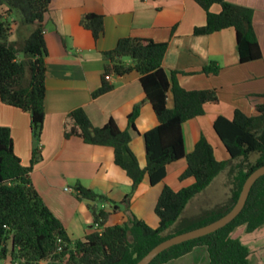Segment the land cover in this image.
<instances>
[{"label":"trees","instance_id":"1","mask_svg":"<svg viewBox=\"0 0 264 264\" xmlns=\"http://www.w3.org/2000/svg\"><path fill=\"white\" fill-rule=\"evenodd\" d=\"M52 0H0V100L3 104L29 113L35 141L31 165L26 167L16 154L8 127L0 126V261L11 264H137L152 249L176 235L208 225L226 215L237 203L246 179L264 166V101L256 106L257 115L249 117L237 110L233 119L219 116L214 130L223 143L228 160L217 159L213 145L201 136L194 150H185L183 126L204 117L206 107L219 103L215 90L187 91L169 75L163 62L168 43L148 39L124 38L114 50L103 52L105 61L103 84L94 99L114 89L106 76L124 77L133 72L140 75L146 100L156 112L159 125L143 135L146 166L143 168L131 149L132 132L141 105L136 104L128 116V129L122 130L114 120L95 127L86 111L70 112L64 124V137L77 138L85 144L109 147L114 151L115 164L132 180L131 192L121 203L109 201L117 211L130 200L146 176L152 186L164 181L171 164L185 160L186 172L180 181L192 184L175 191L165 187L156 205L159 226L152 228L135 217L124 224L107 226L111 215L103 204L108 197L78 184L77 197L88 202L94 222L83 240L72 241L64 224L52 213L35 189L31 173L42 159L41 136L46 117V72L48 49L43 22ZM207 14V23L197 27L195 35H210L234 29L240 62L262 59L263 52L254 27V11L227 0H194ZM218 6L219 11H214ZM17 11L19 20H12ZM30 28V34L12 40V27ZM80 26L90 31L94 39L104 33V18L86 14ZM217 74L216 65L204 69ZM173 94L174 107L167 106L168 94ZM264 99V95H262ZM256 158V159H254ZM253 159L255 161H253ZM228 176L231 199L224 205L199 217L184 218L189 204L201 195L220 175ZM246 227L248 234L264 226V176L253 186L241 214L229 225L210 235L172 247L151 264H168L205 248L209 264H251L250 249L233 233Z\"/></svg>","mask_w":264,"mask_h":264},{"label":"crops","instance_id":"2","mask_svg":"<svg viewBox=\"0 0 264 264\" xmlns=\"http://www.w3.org/2000/svg\"><path fill=\"white\" fill-rule=\"evenodd\" d=\"M227 1L254 11V27L263 52L262 59L245 64L240 62L234 29L195 35L197 27L206 25L207 14L194 0L51 1L43 22L48 57L46 117L40 143L42 159L34 166L31 180L52 213L64 224L72 241L83 240L94 222L88 202L77 197L78 184L108 197V202L103 204L111 213L107 226L124 224L135 217L152 228L159 226L155 209L164 188L168 186L178 191L192 184L191 179L184 183L179 180L187 170V164L181 160L168 166L166 178L155 186L146 176L129 206L123 205L115 211L109 201L121 203L131 192L132 180L115 164L113 149L64 137L66 117L77 108L86 111L95 127L114 120L120 129L126 130L128 116L134 106L140 104V114L135 121L137 132L131 131V149L140 165L146 166L143 135L157 127L159 120L152 104L146 100L140 75L133 72L124 77L110 76L108 83L114 89L99 98L92 97L103 84L105 61L102 53L114 50L121 39L130 37L168 43L163 62L165 71L169 75L177 72L178 83L187 91L217 92V105L207 106L204 117L184 124L185 150L190 154L201 136H205L213 145L217 159L228 160L229 155L213 124L219 116L233 119L237 110L254 117L257 115L256 106L264 101V0ZM219 10L218 6L214 7V11ZM86 14L104 18V33L97 40L80 26ZM24 31L26 34L30 32L22 27L20 32ZM211 65L219 68L217 74L204 72ZM167 106L169 109L174 107L171 92ZM0 126L10 128L16 154L24 166H30L35 148L30 114L0 100ZM217 147L221 149L220 156ZM221 176L224 174L206 190L213 187ZM227 183L223 182L228 190L223 191L221 198H215L218 199L216 205L195 217L231 199L232 187ZM185 214L186 211L184 218ZM246 245L250 249L251 262L252 250ZM6 262L11 264L9 260Z\"/></svg>","mask_w":264,"mask_h":264},{"label":"rangeland","instance_id":"3","mask_svg":"<svg viewBox=\"0 0 264 264\" xmlns=\"http://www.w3.org/2000/svg\"><path fill=\"white\" fill-rule=\"evenodd\" d=\"M0 12L3 13L4 8L0 9ZM11 16H12L11 17L12 20H17V19L19 20L20 14L17 11H13L11 13ZM18 28H19L18 23H14L12 27V34H13L12 38H16L17 40H20L22 38L27 37L30 34V32L29 34H26V32L24 31L25 33H21V36H19ZM28 29L31 31V27ZM221 149L224 150L222 144H221ZM221 149L217 147L218 156H220ZM254 159L253 161H255ZM185 181H183V183ZM223 182H228L227 183L228 185L230 184L228 180L227 172L226 175H224V177L221 176L218 179V181L213 185V187L209 188L202 195L198 196L193 200V202L186 209L185 218H190V217L193 218L195 217V215L200 214L201 212L205 210H209L212 207H214L216 205V202L218 201V199L216 201L215 198H221L220 195H222L223 191L228 190L227 186L225 187L223 185ZM211 199H214L215 201ZM245 228L246 227L243 226L236 229L233 233V237L235 238L237 237L243 243L248 244L250 246L252 250L251 264H260L261 261L264 262V226L258 229L257 232H254L252 234H248ZM7 263L8 262L6 261L5 262L0 261V264H7ZM168 264H209V258L205 248H197L191 254L179 258L177 260H173Z\"/></svg>","mask_w":264,"mask_h":264},{"label":"water","instance_id":"4","mask_svg":"<svg viewBox=\"0 0 264 264\" xmlns=\"http://www.w3.org/2000/svg\"><path fill=\"white\" fill-rule=\"evenodd\" d=\"M263 176H264V166L258 168L246 179L237 203L226 215H224L220 219L208 225L176 235L174 237H171L163 241L162 243L157 245L154 249H152L137 264H151L160 254H162L166 250L175 247L177 245L183 244L185 242L215 233L220 229L226 227L230 223H232L245 208L253 186Z\"/></svg>","mask_w":264,"mask_h":264},{"label":"built area","instance_id":"5","mask_svg":"<svg viewBox=\"0 0 264 264\" xmlns=\"http://www.w3.org/2000/svg\"><path fill=\"white\" fill-rule=\"evenodd\" d=\"M106 80L107 81H110L111 80V77L110 76H106Z\"/></svg>","mask_w":264,"mask_h":264}]
</instances>
